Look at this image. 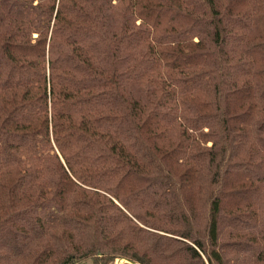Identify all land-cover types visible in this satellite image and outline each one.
<instances>
[{
  "label": "trees",
  "instance_id": "obj_1",
  "mask_svg": "<svg viewBox=\"0 0 264 264\" xmlns=\"http://www.w3.org/2000/svg\"><path fill=\"white\" fill-rule=\"evenodd\" d=\"M264 264V0H0V264Z\"/></svg>",
  "mask_w": 264,
  "mask_h": 264
},
{
  "label": "rangeland",
  "instance_id": "obj_2",
  "mask_svg": "<svg viewBox=\"0 0 264 264\" xmlns=\"http://www.w3.org/2000/svg\"><path fill=\"white\" fill-rule=\"evenodd\" d=\"M123 260L122 259H117L115 262H114V264H117V263H123L122 262ZM77 264H89V262L88 261H85V262H79V263H77Z\"/></svg>",
  "mask_w": 264,
  "mask_h": 264
},
{
  "label": "water",
  "instance_id": "obj_3",
  "mask_svg": "<svg viewBox=\"0 0 264 264\" xmlns=\"http://www.w3.org/2000/svg\"><path fill=\"white\" fill-rule=\"evenodd\" d=\"M122 262H126V261L123 260ZM117 264H121V263H117Z\"/></svg>",
  "mask_w": 264,
  "mask_h": 264
}]
</instances>
